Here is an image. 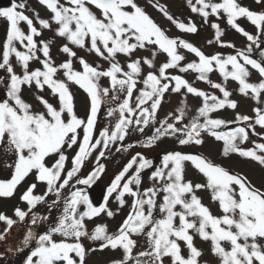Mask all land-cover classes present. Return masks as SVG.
<instances>
[{
  "label": "snow or ice",
  "instance_id": "snow-or-ice-1",
  "mask_svg": "<svg viewBox=\"0 0 264 264\" xmlns=\"http://www.w3.org/2000/svg\"><path fill=\"white\" fill-rule=\"evenodd\" d=\"M148 2L179 33H199L191 18L181 20L158 0ZM37 3L46 16L27 0L0 7V171L9 177L0 179V198H12L32 177L19 197L27 211L16 207L15 217L24 221L41 203L49 213L60 209L51 220L32 215V225L48 226L42 233L27 231L17 249L29 248L23 264H87L90 252L106 250L120 253L110 264H264V184L257 186L201 152L180 150L203 147L211 139L220 145V157L236 156L264 170V0H254L256 8L239 0H186L202 25L214 30L206 44L234 49L226 56L208 54L183 35L169 36L138 0ZM220 22L244 38L243 47L224 39ZM54 46L63 56L59 62ZM196 81L208 89L196 87ZM231 82L237 87L230 90ZM80 92L83 116L76 104ZM237 93L254 102L252 115L237 111L239 101L232 98ZM172 94L184 100L159 119ZM189 95L200 101L197 108L189 109ZM228 110L231 119L222 116ZM148 128L152 133L143 148L166 137L179 147L161 153L158 163L135 152L111 178L103 202L94 203L88 189L105 174L107 153L135 148L126 138ZM93 156L94 166L81 175ZM38 184L45 185L43 194H35ZM113 196L116 211L108 206ZM125 207L129 210L114 232L95 222ZM0 222L6 225L2 241L17 221L0 212Z\"/></svg>",
  "mask_w": 264,
  "mask_h": 264
},
{
  "label": "rangeland",
  "instance_id": "rangeland-1",
  "mask_svg": "<svg viewBox=\"0 0 264 264\" xmlns=\"http://www.w3.org/2000/svg\"><path fill=\"white\" fill-rule=\"evenodd\" d=\"M158 2L162 5H165L169 12L173 14L175 17H178L181 20H186L188 18H191L194 23H196L199 27V33L192 35V34H181L178 32L177 29H175L174 26L170 24L166 20L163 15L153 8L148 0H138V3L146 9V11L155 19V21L161 25V27L165 28L167 30V33L169 36H176V35H183L184 39L189 40L190 42L194 43L195 45L201 47L206 53L213 54L217 51L221 52L223 55L228 54H234V49H222L218 48L217 46H208L206 44V41L208 39H211L214 34V30H212L208 25H202L200 17L190 12V9L186 5V0H158ZM239 2L247 6L249 8H256V5L254 3V0H239ZM44 12V9H43ZM46 13V12H45ZM47 14H42L41 16H46ZM214 20V18H213ZM222 28L226 29V35L224 37L225 40L232 42L235 44L237 48H241L244 46V38L241 37L239 34H236L233 30L227 29V26L224 22H220ZM241 24L243 27H245L246 30L252 32L253 27L250 26L247 22L241 21ZM24 26V25H23ZM25 27V26H24ZM3 37V31H0V38ZM45 38H51V33L48 31L44 32ZM56 45L60 44V41H55ZM52 54L54 57H56L57 62L63 59L62 55H58L57 47L54 46L52 49ZM80 55H85L83 51L79 53ZM188 55L187 53H185ZM87 59L91 62L94 57L87 56ZM192 57L189 56V59ZM160 60H163V57H160ZM160 60L157 61V63L160 62ZM35 66V65H34ZM104 67H107V65H103ZM16 71L19 72L20 68L19 66L16 67ZM0 75H3L2 72H0ZM218 77V74H213L212 79L216 80ZM185 78L189 79L190 81L193 79V76L185 74ZM103 84L107 85V81H102ZM195 86L201 89H208V86L204 82L196 81ZM3 86L0 85V88ZM237 85L234 82H231L229 84L230 90L233 88H236ZM75 91V89H73ZM4 93L0 91V95H3ZM26 98L32 99V97L26 92ZM233 99H236L239 101V108L237 111L241 112L242 114H248L252 115L251 107L254 104L253 101L248 100L247 98L241 97L238 93L234 94L232 97ZM184 100L183 96L172 94L171 96H167L165 99V102L163 103L159 113L158 118L163 119L168 112L173 111L178 106H180L181 101ZM84 103L85 98L82 92L77 93L76 96V104H77V110L81 116L84 115ZM200 101L197 98L192 97L189 95L187 97V105L189 109H195L199 106ZM222 116L224 118L231 119L234 116V113L232 110H228L227 112L222 113ZM105 120L103 117H101L99 127H103L105 125ZM259 130V129H258ZM152 128H148L145 130L144 134H141L139 132H133L129 137L126 138L125 143H135L137 146L128 152H121L116 153L114 149L107 153L108 158L106 160H102L103 163L106 165V172L102 176V178L97 181L96 184H94L90 189H88V194L90 198L94 200V203H101L103 202L102 197L104 194H106V188L109 185L111 178L114 177L116 173H118L119 170H121L122 166L127 162V160L131 157V155L135 154V152H143L148 158L153 159L158 163L159 155L163 153L165 150H172L173 148H178L179 146L173 143L172 138H164L162 142H158V146L153 147L152 149H145L141 146V143L145 139L146 136L151 135ZM246 147H250L251 145H245ZM220 145L217 143H214L211 139H208L207 143L203 147H196V148H181L182 151H195V152H201L204 155L210 157L212 160H214L217 163H222L224 167L236 171L241 172L249 177L250 180L257 186H260L264 184V170H261L258 166L246 162L242 160L241 158H238L236 156H233L231 159H224L218 155V149ZM72 153H69V156H71ZM95 156V154H94ZM94 156L93 158H90L88 162H86V166L84 169H82L81 175H86L88 171L94 166ZM70 166V164H69ZM8 177V171H0V179H6ZM34 178L29 177L28 180L19 187L16 194L12 198H0V212L8 215L12 219L16 220L17 222L13 225L12 229L7 233L6 238L2 241H0V264H23V260L26 258V253L29 252V248H23V251H18L17 249L22 248V240L24 236L27 234L25 229L29 230L32 228L31 218L33 214L36 215H45L49 216L50 220L54 219L57 215H59L60 209L53 210L51 213L47 211V206L44 203H41L37 205L35 209H33L32 213H29V215L25 218L24 221H19L17 217L14 215V209L16 207H20L21 209L27 211V205L20 201L19 197L21 193L26 189L27 185L32 183ZM147 184V182H146ZM45 191V185L38 184L35 194H43ZM115 195V194H114ZM204 199V203L209 204V198L206 193H201ZM54 197L49 196L47 198L48 203H50ZM113 211H116L118 209V202L115 201L114 196L113 198H110L109 205H108ZM128 207H125L117 212V215H115L112 218H108L106 216H101L100 218L96 219V223H106L109 226V231L114 232L118 226V224L123 220V218L126 216L128 212ZM213 212H216L215 207H212ZM26 224V227H25ZM23 225V226H22ZM48 224L43 223L37 230L38 233H42L46 230ZM6 225L3 222H0V232H3ZM21 227V228H20ZM89 230H91L94 227L93 223L88 224ZM23 228V230H22ZM22 230V232L20 231ZM25 232V233H24ZM19 238V239H16ZM16 239V241H15ZM86 246L91 244L93 247L96 245L93 244L90 241H85ZM198 247H206V245L202 244L200 241H197ZM120 258V253L116 252H110V251H97L95 253H89L86 257L87 264H110V261L112 259H118Z\"/></svg>",
  "mask_w": 264,
  "mask_h": 264
},
{
  "label": "flooded vegetation",
  "instance_id": "flooded-vegetation-1",
  "mask_svg": "<svg viewBox=\"0 0 264 264\" xmlns=\"http://www.w3.org/2000/svg\"><path fill=\"white\" fill-rule=\"evenodd\" d=\"M16 2H19V0H16ZM27 3L29 5V7L36 9L37 11L40 12V14L42 15L47 14L45 13V11L43 12V8L37 3V0H27ZM10 6V0H0V7H7ZM26 14H28L29 16L32 15L31 11H28ZM22 27L24 28L25 31H27L26 26L24 27L22 25ZM2 29H0L1 31Z\"/></svg>",
  "mask_w": 264,
  "mask_h": 264
},
{
  "label": "trees",
  "instance_id": "trees-1",
  "mask_svg": "<svg viewBox=\"0 0 264 264\" xmlns=\"http://www.w3.org/2000/svg\"><path fill=\"white\" fill-rule=\"evenodd\" d=\"M159 158V157H158ZM23 226V225H22ZM41 226V224L40 225H33L32 226V228H33V231L34 232H37V230L39 229V227ZM25 227H26V224H25ZM21 228V227H20ZM22 230H23V228H22ZM22 230H20L21 232H22ZM25 231H26V233H27V231H28V229H27V227H26V229H25ZM25 233V232H24ZM7 235V234H6ZM16 239H19V238H16ZM16 239H15V241H16Z\"/></svg>",
  "mask_w": 264,
  "mask_h": 264
}]
</instances>
